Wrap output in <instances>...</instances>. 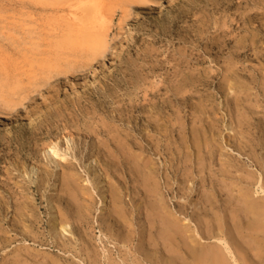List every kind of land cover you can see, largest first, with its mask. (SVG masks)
<instances>
[{
    "label": "rangeland",
    "instance_id": "1",
    "mask_svg": "<svg viewBox=\"0 0 264 264\" xmlns=\"http://www.w3.org/2000/svg\"><path fill=\"white\" fill-rule=\"evenodd\" d=\"M68 1L0 0V264H167L124 142L155 163L156 200L214 245L204 219L216 233L239 189L264 195V0H102L111 28L97 54L54 44ZM55 142L57 156L41 150ZM67 178L84 190L76 203ZM59 216L70 234L52 228Z\"/></svg>",
    "mask_w": 264,
    "mask_h": 264
},
{
    "label": "bare ground",
    "instance_id": "2",
    "mask_svg": "<svg viewBox=\"0 0 264 264\" xmlns=\"http://www.w3.org/2000/svg\"><path fill=\"white\" fill-rule=\"evenodd\" d=\"M99 1L100 0H69L66 6L56 8L55 13H59V17L63 19L64 23L62 24L61 29L58 32L55 31L56 33L51 35L53 38H59L54 44H70L71 48L74 46L80 47L81 51L87 50L86 52H91V54H97L98 52L101 53V49L107 43V34L109 32V29L111 28V18L109 17L110 15H108L106 8L104 9L103 5L105 4V2L101 4L102 0L100 2ZM127 30L130 31L131 29L128 27ZM84 56L86 57L85 54ZM68 65L69 64H67V66ZM99 66L105 68L106 63L101 62ZM99 66L93 67L92 69H90V72L92 73ZM232 80L230 79V77L224 80L227 84L228 91L234 90L233 87L237 85ZM228 93L229 92H227V94ZM154 122L155 129L160 131L161 126L164 124L162 116H160V114H157L154 118ZM210 127L212 128V126ZM71 134L65 136L66 141L69 144L73 141V136H71ZM203 134L205 135V130ZM200 138L201 137L199 133H197V129L193 128L192 142L197 143V140H199ZM185 141H187L186 138ZM203 141L206 146L207 144L209 145V143L205 142L206 139H204ZM120 146L121 154H124L126 156L124 157L127 158L126 162H132L131 171L134 173V175L140 178V181H142L140 186L142 189H145V191L143 190V192L148 198L149 196H151L150 198H153V201L151 199L152 202L149 203L150 208L148 211V215L150 218L160 222L162 225V227L158 231V237L164 242L167 247L166 250L168 255L165 259V261H167V264H231L229 258L232 259L233 262H237L236 260H238V262H241L239 260H242L243 262L244 260L245 262L249 263L247 260H245L247 252L249 251H252V253H254L253 256L255 258L257 256L258 259L255 263L264 264V195H262L261 197H255L252 196L250 194V191L246 188L242 190L239 189L240 191H238V202L241 201V203H239V205H241V207L239 206L240 211L237 208L235 209L236 211L232 210L230 212V224H226V222L224 221V215L219 216L217 213H215L214 222L216 221L218 227V230L216 229V233L214 231H211L212 229L208 227L212 221L208 222L207 219H204L205 224L208 226H206V228L203 230L204 235L202 236L204 238H214V240H216L217 242V244L216 242L214 245L211 244L212 246L207 244L206 246H209L205 247V245L200 242L202 240L198 241L196 239L197 235H195V237H191V230H188L189 226L186 227V224H183L184 222L182 223L178 220V218H175L176 216H172V213L167 211L168 209L166 210V205L164 206L162 205V202L160 203L156 200L157 183H155L154 175V171L156 170L154 167L155 163H153V166L152 160L151 163H149V161L144 159L143 157L142 160V158L140 157L141 153L138 151L137 153H134V151L132 153V148L130 146L126 147L125 142L123 144H120ZM262 148L264 150V144ZM66 149H69V146H67ZM41 150H43L45 154H51L52 156H57L59 152L56 142L53 145H44ZM33 169L34 165L31 166L30 170L33 172ZM69 178H67L66 180L65 189L69 193V196L73 200V202L76 203L78 201L76 200V197L79 194H84V190L83 188L79 189V187L76 185V182L73 179ZM259 183L263 182L260 181ZM258 189L261 193H264V184H259ZM113 190H117V188L115 189L114 187H111L112 194L109 195V197L111 196L113 202H111L113 204L112 208H114L112 210V213L116 215L115 218H118L117 220H119L120 218V221H123L125 216L123 215V207H121L122 204L120 205L121 199L118 198L120 197V195H116ZM105 197L106 195L105 193H103L101 197V203L103 205ZM59 217V220L57 219L58 222H54L52 228H55V230L59 234H70L71 230L67 228L69 226V219L64 216ZM121 217H123V219ZM152 224H154V222H152ZM188 231L189 233H187ZM246 233L248 237L244 238V235ZM55 262L56 261L52 259V264H56ZM255 263L252 262L249 264Z\"/></svg>",
    "mask_w": 264,
    "mask_h": 264
}]
</instances>
